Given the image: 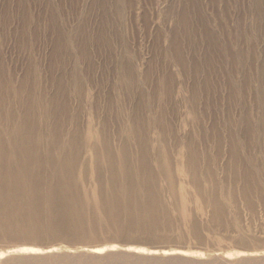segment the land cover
<instances>
[{
    "label": "bare ground",
    "instance_id": "1",
    "mask_svg": "<svg viewBox=\"0 0 264 264\" xmlns=\"http://www.w3.org/2000/svg\"><path fill=\"white\" fill-rule=\"evenodd\" d=\"M218 1L210 0L209 3L213 7ZM217 14L213 16L215 20ZM181 24V29L190 27L187 19ZM210 31L209 26L204 31L208 45L218 49L220 41ZM56 39L53 53L58 55L66 42L61 35ZM178 61L185 63L183 59ZM122 68L128 80L121 78L120 85L125 90H132L137 86L138 76L126 63ZM73 75L74 86L83 95L85 82L76 69ZM53 81L57 89L47 94L39 82L35 81L32 88L29 79L23 80L15 92L20 105L17 107L6 101L4 91L9 81L5 77V68H0V247L8 248L1 252L7 256L0 264H264V256L244 257L235 263L213 255L206 261L175 255L162 258L155 255L152 248L135 245L169 246L188 239L206 246L209 252L231 247L253 251L264 249V231H256L242 223L239 194L226 190L224 198H220L216 191L221 171L231 176L233 182L242 180L241 200L252 213L259 205L264 212V195L259 187L261 182L264 183V166L258 165L250 154L246 161L243 160L242 145L236 140L239 130L234 126L233 118L228 117L224 124L228 132L226 140L223 136L216 139L215 154H210L201 150L194 134L183 137L176 131L162 105L159 115L150 120L140 113L144 109L142 105L139 111L120 110L119 114L125 120L122 125L115 126L103 119L97 126V104L93 103L94 115L84 122L79 109L73 110L67 100L62 75L53 77ZM168 81L172 84L170 79ZM233 89V102L243 106L239 87ZM171 92V86H168L165 94L169 97ZM30 93L34 94L33 100H28ZM193 95L195 102L197 92L193 91ZM148 106L154 108L150 102ZM187 113V125L197 123L202 126L206 110H198L193 103ZM245 114L241 127L248 134V150L264 148V112L254 119L248 110ZM151 126L157 136L149 134ZM207 136L204 134V138ZM157 140L173 143L175 158L182 159L187 174L198 188L195 210L187 208L184 194L174 189L170 190L169 201L157 197L153 191L149 162L155 156L159 162L166 152L156 146ZM223 141L228 142V159L220 170L215 166H220L218 160L224 155ZM78 166H83V171L90 172L95 178L97 184L91 191L78 190L82 180L81 173L74 175ZM74 183L77 186H73ZM230 212L235 219L229 218ZM198 215H206L208 220L203 221ZM175 222L179 223L177 229L183 237L172 235ZM207 233H218L220 237L214 236L215 239ZM62 243L69 244L66 247L74 252L70 254L63 250L65 245ZM19 244H39V247ZM92 244H97V248L111 246L110 250L120 251L127 246L126 251L136 253L141 250L144 254L117 251L99 255L98 250L92 254L83 250V246ZM153 248L158 247L154 245ZM29 252L42 254L24 255Z\"/></svg>",
    "mask_w": 264,
    "mask_h": 264
},
{
    "label": "rangeland",
    "instance_id": "2",
    "mask_svg": "<svg viewBox=\"0 0 264 264\" xmlns=\"http://www.w3.org/2000/svg\"><path fill=\"white\" fill-rule=\"evenodd\" d=\"M209 1L0 0V68H5V77L9 81L4 91L6 101L20 106L15 92L25 79H29L32 88L35 81L39 82L43 92L49 94L57 89L53 77L62 75L67 100L73 110L79 109L84 122L87 117L94 115L96 109L93 103L97 104V126L103 119L115 126L122 125L125 120L119 114L120 110L139 111L142 105L144 109L140 113L150 120L159 115L162 105L176 131L183 137L194 134L201 150L210 154H215L216 139L223 136L226 140L228 132L224 124L231 117L239 130L236 131V140L242 145L243 160L246 161L247 154H250L258 165L264 166V148L249 151L246 145L248 134L241 127L247 114L245 110H248L252 119L264 112V0H219L217 6L213 7ZM214 14L218 15V19L221 18L220 21L213 18ZM183 19L189 20L190 29H181ZM208 26L220 41L218 49L208 45L204 32ZM58 35L64 37L66 43L55 55L53 48ZM178 54L183 57L180 58ZM178 59H183L185 63H180ZM123 63L131 66L138 76L137 86L132 90H125L120 85L121 78L123 81L128 80L122 68ZM75 69L85 82L83 95L74 86ZM169 79L172 84H169ZM116 85L120 87L116 88ZM231 85L239 87L243 106L233 102ZM168 86L172 90L169 97L165 94ZM193 91L197 92L195 102ZM33 97L34 94L30 93L28 100H33ZM147 102L154 108H150ZM193 103L198 110H206L202 126L197 123L187 125L185 122L188 108ZM108 106L110 109H107ZM151 128L149 134L157 136L158 133ZM204 134L208 136L204 138ZM86 137L87 134L84 135L85 141ZM92 142L96 143V140ZM155 144L166 151L159 162L155 160L156 156L149 162L156 196L169 201L170 190L174 189L184 194L186 207L195 210L199 191L187 174L182 159L175 158L173 143L157 140ZM227 153L228 142L223 141L224 155L218 160L220 166L216 168L221 170L228 159ZM100 164L105 166V163ZM83 169V166H78L74 172L75 176L82 174L78 190L91 191L97 184L96 180ZM224 175L219 171L216 191L220 198H224L226 190L237 192L242 223L263 232L264 212L261 205L252 213L241 200L242 180L233 182L231 176ZM74 180L78 182L76 177ZM72 185L77 186L75 183ZM206 187L202 189L209 190ZM259 187L264 195V183L261 182ZM229 214L230 219H235L231 212ZM174 215L178 218L177 213ZM198 216L203 221L208 220L206 215ZM178 224L174 223L172 235L183 237L177 229ZM207 235L220 237L218 233ZM195 242L182 239L181 243H171L169 246L135 245L152 248L155 255L162 258L175 255L206 261L213 255L235 263L244 257L264 256V249L253 251L231 247L209 252L206 246ZM38 245L19 244L35 248ZM62 245H65L62 247H65L63 250L66 252H74V249L66 247L69 244ZM154 245L158 248H153ZM99 247L97 244L85 245L83 250L91 254L98 250L99 255L117 251L135 253L126 251L127 246H123L122 251L110 250L111 246ZM173 248L176 250H170ZM7 249L0 247V262L7 256V253L1 252ZM173 252L176 254H171ZM32 254L42 253L29 252L24 255ZM135 254H144V251L139 250Z\"/></svg>",
    "mask_w": 264,
    "mask_h": 264
}]
</instances>
